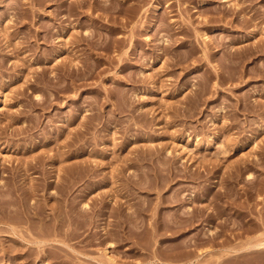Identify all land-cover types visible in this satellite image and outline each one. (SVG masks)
<instances>
[{"label": "rangeland", "instance_id": "obj_1", "mask_svg": "<svg viewBox=\"0 0 264 264\" xmlns=\"http://www.w3.org/2000/svg\"><path fill=\"white\" fill-rule=\"evenodd\" d=\"M0 264H264V0H0Z\"/></svg>", "mask_w": 264, "mask_h": 264}, {"label": "bare ground", "instance_id": "obj_2", "mask_svg": "<svg viewBox=\"0 0 264 264\" xmlns=\"http://www.w3.org/2000/svg\"><path fill=\"white\" fill-rule=\"evenodd\" d=\"M65 73H66V72H64V74H65ZM61 75H63V73H62ZM63 76H64V75H63ZM73 80H74V78H73ZM77 80H79V78H78ZM75 82H76V81H74V83H75ZM66 88H67V87H66ZM56 89H57V88H56ZM63 89H64V88H63ZM66 90H67V89H66ZM56 91H57V90H56ZM58 91H59V89H58ZM56 94H57V93H56ZM56 97H58V95H57ZM56 97H55V98H56ZM82 125H83V124H82ZM82 125H81V126H82ZM85 126H86V125H85ZM82 127H84V126H82ZM82 127H81V128H82ZM88 127H90V126H88ZM85 128H87V127H85ZM90 128H91V127H90ZM78 129H79V128H78ZM82 129L84 130V128H82ZM82 129H81V130L79 129V130H80V133L83 132ZM87 129H88V128H87ZM85 131H87V130H85ZM88 131H89V130H88ZM74 132H75V131L71 132L72 135H73ZM77 133H78V132H77ZM80 133H79L78 135H80ZM74 134H75V133H74ZM85 134H86V133H85ZM76 135H77V134H76ZM82 136H83V135H82ZM70 138H72V136H70ZM70 138H69V139H70ZM73 138L75 139L74 135H73ZM80 138H81V137H80ZM74 139H73V140H74ZM78 140H79V139H78ZM68 141H69V140H68ZM71 141H72V140H71ZM75 141L77 142L76 139H75ZM66 143H67V142H66ZM69 143H70V141L68 142V144H69ZM32 164H33V163H32ZM39 183H40V182H39ZM36 184H37V183H36ZM36 184H35V185H36ZM44 184H45V183H44ZM46 184H47V183H46ZM48 186L50 187L49 183H48L47 187H48ZM30 187L33 188V189H37V188H35V186H30ZM42 187H43V186H42ZM47 187H46V188H47ZM49 187H48V188H49ZM39 188H40V187H39ZM43 189H44V188H43ZM37 190L39 191V189H37ZM44 190H45V189H44ZM27 191H28V190H27ZM30 191H31V190H30V188H29V191H28V192H30ZM32 191L35 192L34 190H32ZM40 191H41V189H40ZM33 192H32V194L35 195ZM26 193H27V192H26ZM26 193H25V194H26ZM25 194H24V195H25ZM28 196H29V194H28L27 196H23V197H28ZM30 198H31V197H30ZM28 199H29V197H28ZM35 199H38V198H35ZM22 200H24V198H23ZM29 200H31V199H29ZM29 200H28V202H29ZM38 200H39V199H38ZM38 200H37V201H38ZM37 201H35V202L38 203V205H39L40 200H39L38 202H37ZM41 202H42V201H41ZM45 202H46V201H43V202H42L43 207H44ZM60 202H61V201H59L58 205L60 204ZM63 202H65V201H63ZM66 202H67V201H66ZM66 202H65V203H66ZM68 202H70V201H68ZM33 203H34V202H33ZM46 203H47V202H46ZM61 203H62V202H61ZM78 203H79V201H78ZM78 203H77V204H78ZM24 204H28V205H29V204H31V203H30V202H29V203H26V202L24 201L23 205H24ZM67 204H69V203H67ZM71 204H72V203H71ZM71 204H70V205H71ZM77 204H76V202H75V203L73 204V206L75 205L74 207L76 208V205H77ZM33 205H34V204H33ZM33 205H31V206H33ZM42 205H40V206H42ZM47 205H49V204H47ZM58 205L56 206L57 208H58L59 206H61L62 204L59 205V206H58ZM65 205H66V204H65ZM78 205H79V204H78ZM86 205H87V204H86ZM36 206H37V204H35V209L38 211V208H36ZM50 206L53 207L52 205H50ZM73 206H72V207H73ZM87 206H88V205H87ZM27 207H28V206H27ZM29 207H30V206H29ZM29 207L26 208V206H25L26 210H27V209L30 210L31 208L29 209ZM37 207H38V206H37ZM43 207H42V208H43ZM45 207H47V206L45 205ZM63 207H64V206H63ZM75 208H73V211L76 210ZM80 208L83 209L82 207H80ZM35 209H34V210H35ZM45 209L47 210V208H45ZM45 209H44V212H45ZM53 209H54V208H53ZM77 209L80 210L79 208H77ZM62 210H63V209H62ZM71 211H72V210H71ZM73 211H72V212H73ZM76 211H77V210H76ZM80 211H81V210H80ZM80 211H79V212H80ZM29 212H31V211H29ZM29 212H28V213H29ZM61 212L63 213V211H61ZM64 212H65V211H64ZM67 212H68V211H67ZM79 212L77 211V213H78L77 215H80ZM81 212H82V213H81V215H82L83 212H84V210H82ZM32 213H33V212H32ZM38 213L40 214V210H39ZM45 213H48V212L46 211ZM58 213H59V212H58ZM73 213H74V212H73ZM41 214H42V213H41ZM74 214H75V213H74ZM84 214H85V213H84ZM84 214H83V217H84ZM34 215H35V214H34ZM57 215L59 216V214H57ZM60 215H61V214H60ZM71 215L73 216V214H71ZM36 216H37V215H36ZM55 216H56V215H55ZM65 216H66V213H65ZM69 216H70V212H69ZM75 216H76V214L74 215V217H75ZM41 217H42V216H41ZM46 217H47V216H46ZM70 217H71V216H70ZM76 217H79V216H76ZM38 218H40V217H38ZM56 218H57V216H56ZM66 218H67V217H66ZM66 218H65V219H66ZM71 218H72V217H71ZM69 219H70V218H69ZM72 219H73V218H72ZM74 219H75V218H74ZM81 219H82V221H83V218H82V217H81ZM63 221H65V220H63ZM66 221L68 222V220H66ZM66 221H65V222H66ZM70 221H72V220L70 219ZM75 221H76V219H75ZM73 222H74V221H73ZM73 222H70L71 225L73 224ZM79 222H80V221H79ZM61 223H62V222H61ZM61 223H60V224H61ZM63 223H64V222H63ZM84 223H86V222L84 221ZM81 224H82V223H81ZM89 224H91V223H88V224H86V225H89ZM67 225H68V224H67ZM71 225L69 224L68 227H70ZM76 225H77V224H76ZM86 225H85V226H86ZM65 226H66V224H65ZM72 226H73V225H72ZM83 226H84V224H83ZM73 227H74V226H73ZM80 227H81V226H80ZM62 229H63V227H62ZM69 229H70V228H69ZM60 230H61V229H60ZM76 230H77V229H76Z\"/></svg>", "mask_w": 264, "mask_h": 264}]
</instances>
